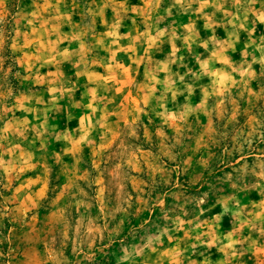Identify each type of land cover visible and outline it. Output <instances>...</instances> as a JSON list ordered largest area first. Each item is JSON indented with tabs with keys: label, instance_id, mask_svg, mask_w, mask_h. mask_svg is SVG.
<instances>
[{
	"label": "rangeland",
	"instance_id": "rangeland-1",
	"mask_svg": "<svg viewBox=\"0 0 264 264\" xmlns=\"http://www.w3.org/2000/svg\"><path fill=\"white\" fill-rule=\"evenodd\" d=\"M0 264H264V0H0Z\"/></svg>",
	"mask_w": 264,
	"mask_h": 264
}]
</instances>
